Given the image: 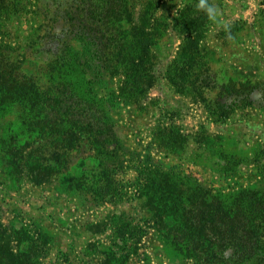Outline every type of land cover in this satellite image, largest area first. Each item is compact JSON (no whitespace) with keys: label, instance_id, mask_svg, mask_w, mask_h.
<instances>
[{"label":"rangeland","instance_id":"rangeland-1","mask_svg":"<svg viewBox=\"0 0 264 264\" xmlns=\"http://www.w3.org/2000/svg\"><path fill=\"white\" fill-rule=\"evenodd\" d=\"M0 1V42L8 46L11 62H22L23 71L41 85L63 45L53 36L55 29L67 28L73 39L74 28L85 32L100 17L98 9L83 7L84 0ZM200 3L129 0L131 21L121 7L116 33L109 36L144 38L151 45L146 63L154 82L146 95L131 101L121 94L123 68L94 79L115 137H42L25 122L26 108L0 100V264H26L28 257L35 264H204L185 254L192 248L186 238L193 216L182 208L189 210L209 193L229 204L241 190L264 184V0ZM188 15L200 18L202 51L190 68V82L182 85L184 94L173 86L168 69L182 49ZM105 20L112 25V17ZM71 44L79 52L83 48L79 38ZM99 62L92 59V66ZM84 69L93 79L92 67ZM199 70L203 84H192ZM84 75L74 76L83 83ZM206 102L229 116L217 121ZM90 121L95 118L81 119L83 126ZM156 171L191 184L157 187Z\"/></svg>","mask_w":264,"mask_h":264},{"label":"trees","instance_id":"trees-1","mask_svg":"<svg viewBox=\"0 0 264 264\" xmlns=\"http://www.w3.org/2000/svg\"><path fill=\"white\" fill-rule=\"evenodd\" d=\"M84 2L83 7L89 4V11L99 10L100 17L95 22L100 23L101 27H94L95 22H92L85 26V32L80 27L72 30L75 38L82 41L83 48L80 52L71 44V40L75 38L70 37L67 28H62L60 31L55 29L53 36L59 39V44L63 42V45L52 55L53 62L47 67L51 68V72L47 73L48 82L45 85H41L35 75H27L22 69V62L19 61L18 65L11 62L8 46L5 47V44L0 42V100L4 104L10 101V104H18L23 109L26 108L25 122L29 126H36L42 137L53 135L57 138H65L72 135L81 139V136H90L94 133L99 134V137H115L110 124L111 116L104 107V99L99 97V88L96 87L94 80L96 77L102 79L104 70L114 74L120 68L124 69L126 79L120 88L121 94L131 101H137L146 95L154 82L151 65L146 63L149 60L151 45L146 43L144 38V41H129L109 36L116 33L114 22L120 21L122 16L120 9L128 5L129 0H84ZM97 4L98 6L95 7ZM125 11L126 17L131 21L133 9L126 6ZM146 14L145 9L142 13L143 19ZM89 17L91 18V12ZM106 17L108 19L112 17L111 26L105 20ZM185 18L188 27L181 28L185 40L178 58L168 69V77L173 86L184 94L186 90L182 85L184 81L190 82L188 79L190 68L202 51L198 46L201 29L197 22L200 18H192V15ZM133 28L137 29L138 26L133 25ZM196 32L197 34L192 37ZM142 33H145V29ZM47 36L50 34L48 33ZM48 51L50 52L51 49ZM92 59H99V64L92 66ZM181 61L183 66L180 73L183 78H181L182 82H178L177 70ZM85 67H92L95 72L93 79L87 78V72L84 75ZM203 74L202 70L194 73L195 79L191 83L200 81L203 84ZM74 75H84L86 79L81 83ZM196 92L201 95L203 101H206V92L203 88L198 87ZM205 105L217 121L225 120L229 116V112L217 113L208 102ZM47 108L50 110H46ZM83 117L95 118V121L83 126L81 122ZM175 140L182 139L179 137ZM156 172L161 175L157 187L162 183L174 188L180 184H191L189 179L183 178L179 184L168 175L162 174V171ZM103 174L109 181L110 177L106 169ZM167 177L170 182L172 181L170 184H167L169 182ZM209 194L203 195L204 200L194 203L189 210L182 208V211L190 212L193 216L189 218L191 232L189 238H186L192 248L185 249V254L199 259V262L204 264H208L205 262L207 259H211L212 264H225L227 259H235L238 262L256 259L264 262V184L262 187L241 190L229 204L216 195L210 194L209 197ZM203 236L205 237L202 238ZM203 240L207 244H203ZM26 264H35V261L28 257Z\"/></svg>","mask_w":264,"mask_h":264},{"label":"clouds","instance_id":"clouds-1","mask_svg":"<svg viewBox=\"0 0 264 264\" xmlns=\"http://www.w3.org/2000/svg\"><path fill=\"white\" fill-rule=\"evenodd\" d=\"M199 7H204V0H201V3H200V5H199ZM207 11H208V13L211 15L213 10L209 7V8L207 9Z\"/></svg>","mask_w":264,"mask_h":264}]
</instances>
